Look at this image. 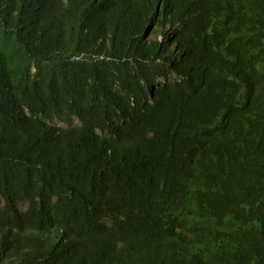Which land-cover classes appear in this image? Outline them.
<instances>
[{"label":"trees","instance_id":"trees-1","mask_svg":"<svg viewBox=\"0 0 264 264\" xmlns=\"http://www.w3.org/2000/svg\"><path fill=\"white\" fill-rule=\"evenodd\" d=\"M0 264H264V0H0Z\"/></svg>","mask_w":264,"mask_h":264}]
</instances>
